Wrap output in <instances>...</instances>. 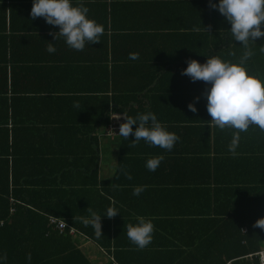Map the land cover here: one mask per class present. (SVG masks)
Listing matches in <instances>:
<instances>
[{"label":"crops","instance_id":"crops-1","mask_svg":"<svg viewBox=\"0 0 264 264\" xmlns=\"http://www.w3.org/2000/svg\"><path fill=\"white\" fill-rule=\"evenodd\" d=\"M73 2H82L89 9L88 18L104 28L99 43L86 44L82 51L69 48L63 39L54 41L50 33L58 28L30 16L32 0H0V196L8 190L12 194L14 176L23 181L27 175L66 173L64 164L70 154L64 150L70 151L71 146L70 158H78L80 164L85 161L92 178L89 185L96 184L111 207L119 204L123 211L130 209L146 219L172 214L162 227L168 231L160 228L152 235L165 243L175 241V235L190 240V234L174 229L193 219L176 213H207L208 204L199 198L179 201L170 195L178 188L193 192L191 185L207 177L204 173L202 179L198 177L190 166L191 157L184 153L191 149L186 144L193 136V128L188 129L193 124L179 113L191 112L187 105L200 96L199 86L181 75L186 61L204 63L208 48L221 45L209 24V11L202 0ZM54 42L56 52L49 54L47 43ZM130 53H137L138 59H130ZM106 103L107 121L103 118ZM112 112L130 113L133 118L152 112L185 145L177 141L167 151L143 140L133 144L131 135L109 137ZM203 141L207 148L206 133ZM158 156L166 166L163 169L161 161L154 172L149 171L146 161ZM69 172L78 176L76 170ZM138 186L143 191L134 196ZM51 218L48 228H52ZM3 226L1 221L0 229ZM69 235L91 264H115L113 250L107 254L78 231Z\"/></svg>","mask_w":264,"mask_h":264},{"label":"trees","instance_id":"trees-1","mask_svg":"<svg viewBox=\"0 0 264 264\" xmlns=\"http://www.w3.org/2000/svg\"><path fill=\"white\" fill-rule=\"evenodd\" d=\"M202 4L209 11L210 26H214L216 36L221 39V45L210 46L206 56L217 55L223 60L238 61L244 48L239 42H231V36L226 32L230 25L209 7V0H202ZM255 44L249 45L255 54L245 63V67L248 73L264 80V38L257 39ZM219 50H222V54ZM225 53L227 56L223 57ZM193 84L199 86L201 96L205 86L200 81ZM205 104L206 101L201 98L195 113H179L181 117H188L189 125L193 124L188 128H193V136L186 144L191 149L184 153L191 157L190 166L200 179L202 173L207 174L206 179L191 185L193 192L178 188L170 195L179 201L199 198L208 204L207 213H176L193 219L181 222L174 229L190 234V240H180L175 235V241L165 243L153 235L148 246L138 249L126 235L127 225L135 224L137 215L131 213L130 209L123 211L119 204L113 206L119 214L112 218H101L102 236L97 237L94 228L85 225L83 220L90 218V212L104 215L111 203L96 188V184L95 187L89 185L92 178L88 176V165L85 161L80 164L78 158H70V146V151L64 150L70 154L64 164L66 173L61 176L52 172L27 175L23 181L14 176L12 194L8 190L0 196V222L4 223V229H0V257L3 264H91L69 233L58 234L47 227L48 217L65 221L68 229L75 228L107 254L113 250L115 264H259L258 257L250 256L264 248V229L254 227L258 219L264 218V131L251 126L246 132H241L236 154L233 155L229 151V144L236 130L230 127L221 130L212 125ZM109 110L106 103L103 116L106 121ZM126 115L131 116L130 113ZM205 133L207 148H203ZM187 135L188 131L182 137ZM178 137L179 144L185 145L181 136ZM166 164V161H162L163 169ZM71 170H76L78 176H70ZM94 175L96 182V172L92 173ZM186 187L191 189L190 184ZM146 217L152 218L150 220L156 234L160 228L168 231L162 227L171 221L169 218H172V214L163 212L158 216ZM183 244L189 251L183 249Z\"/></svg>","mask_w":264,"mask_h":264},{"label":"clouds","instance_id":"clouds-1","mask_svg":"<svg viewBox=\"0 0 264 264\" xmlns=\"http://www.w3.org/2000/svg\"><path fill=\"white\" fill-rule=\"evenodd\" d=\"M209 7L217 11L230 25L226 32L230 34L231 42H239L244 48L243 55L236 62L223 60L217 55L207 57L204 63L188 60L181 75L189 77L193 83H205L201 96L194 97L187 107L195 113V104L203 98L212 125L221 130L226 127L235 129L229 144V151L235 155L241 132H246L251 126L264 131V80L248 73L245 67V63L255 54L249 45L264 38V0H217L215 3L209 0ZM88 12L89 9L82 2L74 3L73 0H32L30 16L33 19L43 18L47 25L58 28V31L50 33L55 42L63 39L69 48L82 51L86 44L99 43L104 32L103 25L88 18ZM55 42L47 43L46 51L49 54L56 52ZM129 58L136 60L138 54L130 53ZM112 113V119L120 120L123 117L124 120L119 125V136L127 139L131 135L134 138L133 144L143 140L150 146L171 151L179 140L152 112L138 114L135 118L125 113ZM133 125H136L134 130ZM162 159V156L150 158L145 167L154 172ZM126 175L128 179L132 178L130 174ZM142 191V186L135 187L133 195L139 196ZM117 214L119 212L114 207L107 208L104 215L90 212V218L84 219L83 223L91 225L97 237H100L101 218H112ZM254 227L264 229V218L258 219ZM153 231L151 220L142 216L136 217L135 224L130 223L126 227L129 241L138 249L151 243ZM0 264H3L2 257Z\"/></svg>","mask_w":264,"mask_h":264},{"label":"built area","instance_id":"built-area-1","mask_svg":"<svg viewBox=\"0 0 264 264\" xmlns=\"http://www.w3.org/2000/svg\"><path fill=\"white\" fill-rule=\"evenodd\" d=\"M111 116L112 114L110 115V118H109V123H108L109 125H108L106 135L109 137H120L118 129H119V125L124 122L123 117H121L120 120H115V119H112ZM49 225L54 230H56L58 233H61V234L65 232H69L71 235H76L77 233V231L74 228L68 229L67 223L61 219L51 218L49 220ZM253 256L258 257L259 264H264V248L259 253L250 256V258H252Z\"/></svg>","mask_w":264,"mask_h":264}]
</instances>
